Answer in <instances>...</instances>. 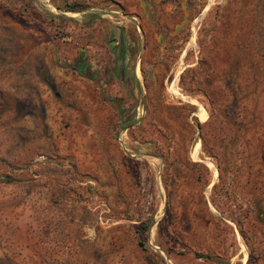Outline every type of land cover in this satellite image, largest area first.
I'll return each instance as SVG.
<instances>
[{"label": "rangeland", "instance_id": "374dc122", "mask_svg": "<svg viewBox=\"0 0 264 264\" xmlns=\"http://www.w3.org/2000/svg\"><path fill=\"white\" fill-rule=\"evenodd\" d=\"M0 264H264V0H0Z\"/></svg>", "mask_w": 264, "mask_h": 264}]
</instances>
